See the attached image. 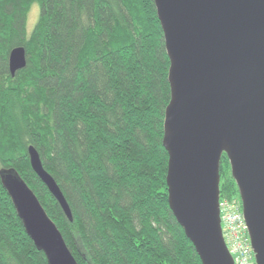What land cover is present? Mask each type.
<instances>
[{
	"label": "trees",
	"instance_id": "trees-1",
	"mask_svg": "<svg viewBox=\"0 0 264 264\" xmlns=\"http://www.w3.org/2000/svg\"><path fill=\"white\" fill-rule=\"evenodd\" d=\"M17 47L26 66L11 77ZM169 67L153 0H0V170L33 191L77 264H201L168 201ZM30 146L72 222L32 170ZM219 177V199H239L226 153ZM0 264H48L1 179Z\"/></svg>",
	"mask_w": 264,
	"mask_h": 264
},
{
	"label": "water",
	"instance_id": "water-1",
	"mask_svg": "<svg viewBox=\"0 0 264 264\" xmlns=\"http://www.w3.org/2000/svg\"><path fill=\"white\" fill-rule=\"evenodd\" d=\"M170 67L164 116L172 214L201 264H234L219 212L226 153L256 264H264V0H153ZM26 66L10 51L11 77ZM32 170L72 222L59 186L28 147ZM27 236L48 264H77L62 234L14 169L0 170Z\"/></svg>",
	"mask_w": 264,
	"mask_h": 264
},
{
	"label": "built area",
	"instance_id": "built-area-1",
	"mask_svg": "<svg viewBox=\"0 0 264 264\" xmlns=\"http://www.w3.org/2000/svg\"><path fill=\"white\" fill-rule=\"evenodd\" d=\"M222 236L234 264H256L240 200L219 199Z\"/></svg>",
	"mask_w": 264,
	"mask_h": 264
},
{
	"label": "rangeland",
	"instance_id": "rangeland-1",
	"mask_svg": "<svg viewBox=\"0 0 264 264\" xmlns=\"http://www.w3.org/2000/svg\"><path fill=\"white\" fill-rule=\"evenodd\" d=\"M38 14H39V9L37 5H34L28 15V29L31 30L33 29L37 19H38ZM224 199V198H223ZM226 199H231V198H226ZM237 201L240 199L235 198Z\"/></svg>",
	"mask_w": 264,
	"mask_h": 264
}]
</instances>
